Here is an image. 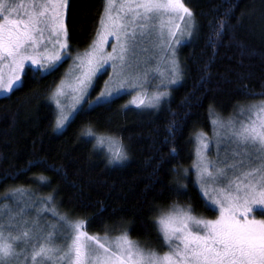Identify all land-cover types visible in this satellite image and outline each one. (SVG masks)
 <instances>
[{"label":"snow or ice","instance_id":"obj_1","mask_svg":"<svg viewBox=\"0 0 264 264\" xmlns=\"http://www.w3.org/2000/svg\"><path fill=\"white\" fill-rule=\"evenodd\" d=\"M68 8L69 0H0V90L10 92L22 84L23 76L30 70L26 67L28 64L42 74H51L65 58H71L74 70L79 72L73 84L66 86L61 80L51 92L50 99L58 110L54 130L65 129L81 114L110 105L114 94L122 89L137 92L143 82L134 69L141 64L140 54L149 51L145 45L151 44L153 50L162 51L167 60L171 79L161 81L157 88H167L182 80L177 50L185 37L190 38L197 30L195 13L186 6L185 0H104L103 12L87 49L83 55L74 56L66 23ZM230 12L231 9L224 19L217 21L218 37L228 27ZM109 44L111 51L105 47ZM106 66L112 72L95 99L89 100ZM148 75L144 73L145 81ZM66 87L71 88L73 95L68 109L61 103ZM169 96L168 91H156L152 95L137 92L129 103L141 110L159 109ZM127 107V104L122 106ZM246 110L255 113V118L245 121L233 117L227 123L211 121L217 149L214 159L206 154L210 150L206 134L201 132L196 136L193 168L197 178L193 186H198L203 197L215 205L218 215L206 219L193 215L191 206L177 211L159 206L162 214L153 223L159 226L163 243L169 248L163 256L131 240L130 228L113 238L107 233L114 225H105L103 236L90 234L87 229L106 210L103 204L92 216L73 219L67 213L58 212L56 207H47L56 198L57 189H53L48 196L38 197L15 212L9 209L7 223L0 217V264H29V260L31 264H264V219H256L254 215L257 211L264 215V103L249 105ZM244 111L241 106L240 114ZM176 131L173 120L167 128L168 136L174 137ZM80 135L94 138V149L105 148L109 164L128 159L127 146L114 135L97 134L90 127ZM171 143L168 158L176 159L179 153L175 140ZM221 148L225 149L223 156ZM168 158H161L157 163L154 179L146 186V192L159 180L155 174ZM28 163L46 166L40 159ZM22 171L0 176V183L14 179ZM169 171L174 174L167 185L169 192L187 195L188 185L182 181L188 180L189 169L173 167ZM39 179L50 183L44 177ZM8 195L5 193V198ZM41 203L44 207L37 209L35 216H26L29 208ZM45 214H51L55 223H42ZM57 239L62 243L56 244ZM22 255L25 259L21 262Z\"/></svg>","mask_w":264,"mask_h":264},{"label":"trees","instance_id":"obj_2","mask_svg":"<svg viewBox=\"0 0 264 264\" xmlns=\"http://www.w3.org/2000/svg\"><path fill=\"white\" fill-rule=\"evenodd\" d=\"M185 3L195 13L197 30L178 47L182 80L170 88V96L159 109H137L128 103L129 94L122 93L114 96L110 105L79 115L61 131L54 130L55 110L48 94L63 77L67 60L51 74L28 67L22 84L0 96V176L23 170L0 183V198L44 177L50 181L47 189H57L58 206L70 218L92 216L103 204L106 210L87 229L90 234L105 235V225H114L108 236L130 228L131 240L159 252L167 248L153 223L162 214L159 206L165 210L191 206L194 215L216 217V210L193 186L194 136L209 132L214 117L264 100V95H259L264 93V0ZM103 5L104 0H69L66 23L72 51L87 49ZM229 9L228 27L218 37L217 21L224 19ZM104 75H99L92 94L99 92ZM126 104L128 107L122 108ZM173 120L177 125L174 137L167 133ZM89 127L97 134L120 139L127 146L128 159L109 164L104 150L93 148L94 138L80 135ZM173 139L179 153L176 159L168 158ZM161 158L168 162L155 174L159 180L154 187L146 192ZM36 159L45 161L46 166L28 163ZM173 167L189 169L188 180L182 181L188 185L187 195L169 192ZM113 209L115 214L110 215ZM256 214L264 219L259 211Z\"/></svg>","mask_w":264,"mask_h":264},{"label":"rangeland","instance_id":"obj_3","mask_svg":"<svg viewBox=\"0 0 264 264\" xmlns=\"http://www.w3.org/2000/svg\"><path fill=\"white\" fill-rule=\"evenodd\" d=\"M25 2H27V0H25ZM190 38L185 37L183 42H187ZM111 39L112 38L110 37V40ZM145 46L149 48V51L140 54L141 64H140V66L138 68L134 69L135 72H138L140 74V81L143 82V86L141 88H138L137 92H139L141 94H145L146 93L147 95H152V93H154L156 91H168V92H170V88L175 86L176 84L175 85L169 84L167 88H164L163 86H161L159 88L156 87L158 84H161V81H166V80L171 79V76L168 73L167 60L164 58L163 52L160 51V50H153L151 44H148V45H145ZM105 47H106L107 51H111V45L110 44L106 45ZM85 50H74V51L71 50V51H72V55L74 56L77 53H80L81 55H83ZM177 55H178V50H177ZM64 60H67V65H66V69H65L64 75L54 85L52 90L55 89V87L61 82V80L64 81L66 86L73 84L75 76L79 74L78 71L74 70V63H73V60L71 58H65ZM145 61H148V62L145 63ZM26 67H31V65L28 64V65H26ZM106 69L107 70L103 72L105 75H104V79H103V83L101 85V88L99 89V92L101 91L102 87L104 86V81L108 79L109 73L112 72L111 67L106 66ZM145 72L149 73L146 81H145V77H144V73ZM18 85H16L15 87H17ZM112 87L113 88L117 87V82L114 81L112 83ZM52 90L48 94V99H49V101L52 103V105L54 107L55 118H56V114H57L58 110L56 108L55 102L50 99ZM65 91H66V95L61 97V103L66 107V109H68V108H70L71 104L73 103V95H72V90H71L70 87H66ZM92 91H91V94L88 96L89 100L95 99V97L99 93L98 92L97 94L96 93L92 94ZM10 92H4V91L0 90V96L7 95ZM137 92H133L130 89L125 88V89H122L119 92L115 93L114 96L122 94V93H128L129 94L128 95V103H129V101L132 99V97L134 95L137 94ZM262 103H264V100L260 101V102H255L253 104L259 106ZM130 105H132V104H130ZM249 105H252V102L249 103V104H246L245 106H243L245 108V111L243 112L242 115L240 114L241 108H239V109L235 110L234 112H232V113H230L228 115L217 116V117H214L213 119H216V120L220 121L221 123H227V121L230 118H233V117L236 120H245V121H247L249 119V117H252L254 119L255 118V113L249 112V111L246 110ZM133 106H135V105H133ZM217 129L219 130V125L217 126ZM61 130L62 129H58L56 131H61ZM203 133L206 134L207 140L210 142V150H206L207 157L209 159H214L215 155H216V151H217L216 143H215V137H214V134H213L214 133V126L213 125L211 126L209 132H203ZM197 135L194 136V141H193V160H192V163H191V172H192V176H193V180L194 181H196V178H197L196 170H195V168H193V163L196 160L195 149L197 147V140H196V136ZM100 148H102L104 150L105 154L107 155L106 149L103 148V147H100ZM224 151H225L224 148L220 149L221 156H223ZM47 186H48V183H46V182H44V181H42L41 179L38 178V181H36L34 184H31V185H28V186H24V187H20V189L28 190L26 192H14V190H12V191L6 192V193L9 194L7 198H5V194L3 196H1V198H0V217L3 218V222L7 223L8 218L11 215V212L17 211L19 207H23L25 204H31L38 197H45V196H48L49 194H51L52 191L47 189ZM197 188H198L200 194L203 196V194L200 191L198 186H197ZM16 189H18V188H16ZM210 191H211V186H210ZM203 198L205 199V201L213 209H215V205H212L210 203V201L207 200V198H205V197H203ZM56 199L57 198H55V200L53 201V203L51 205H47V207H49V208L56 207L57 211L63 214V212L60 210V208L58 206V202H57ZM16 202H20V203L17 204ZM42 207H44V205L42 203L41 204H36L35 207L29 208L28 212L26 213V216H28V217L35 216L37 209L42 208ZM9 209H11V212L9 211ZM181 209H185V208H183V207H173V208H171L168 211H177V210H181ZM216 212H217L216 215H218V211L217 210H216ZM254 215H255L256 219H263L262 217H260L256 213H254ZM198 217H203V216H198ZM203 218H206V217H203ZM214 218H206V219H214ZM41 222L42 223H45V222L55 223V221L53 220L51 214H45L41 218ZM101 236H103V235H101ZM109 237L113 238V237H116V236H109ZM55 243L56 244H60V243H62V241L60 239H57L55 241ZM139 245L141 247L147 249L141 243H139ZM22 247H23V245L18 247L17 251H20V249ZM154 251L157 253V255L163 256L165 253H167L169 251V248L167 246L165 251H160V252L157 251V250H154ZM19 259L22 262L25 259V257L22 255ZM29 264H31L30 260H29Z\"/></svg>","mask_w":264,"mask_h":264}]
</instances>
